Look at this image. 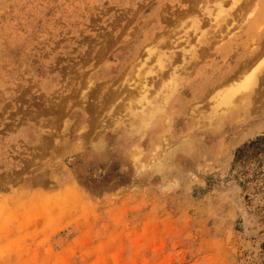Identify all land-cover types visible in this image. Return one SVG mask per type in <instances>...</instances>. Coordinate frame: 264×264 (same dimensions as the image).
<instances>
[{
	"label": "rangeland",
	"instance_id": "1",
	"mask_svg": "<svg viewBox=\"0 0 264 264\" xmlns=\"http://www.w3.org/2000/svg\"><path fill=\"white\" fill-rule=\"evenodd\" d=\"M187 5L0 0V264H264V121L250 115V125L213 137L208 97L198 103L201 116L177 115L169 104L142 125L129 117L67 153L54 150L53 138L45 147L35 138L77 141L89 113L49 106L74 99L96 115L104 91L87 82L102 89L106 65L131 82L136 57L127 52L149 18ZM198 16L210 19L204 7ZM168 22L162 30L172 29ZM233 23L226 31L244 39L246 23ZM58 163L60 176L50 168Z\"/></svg>",
	"mask_w": 264,
	"mask_h": 264
},
{
	"label": "bare ground",
	"instance_id": "2",
	"mask_svg": "<svg viewBox=\"0 0 264 264\" xmlns=\"http://www.w3.org/2000/svg\"><path fill=\"white\" fill-rule=\"evenodd\" d=\"M237 1L243 2L242 5H237L233 11L228 12ZM230 4L225 7V0H214L210 3L208 0H189V5L168 16L164 7L159 12H154L151 16L154 19L149 18L150 22L146 23L149 26L141 30V38L134 42L127 52V56L136 57L133 60V76L130 79L132 81L125 83L119 74L110 73L112 68L106 65L98 76L105 80L102 82L105 83L102 89L101 86L97 87V80L87 82L89 88L93 86L92 90L104 91V95L98 97L100 108L95 111L96 115L83 101L75 103L74 99L70 104L63 99L49 106L53 111L57 104L60 102L61 105L62 102L63 109L68 110L71 105H78L82 107L80 110L89 113L75 133L78 140L69 144L63 137L57 139L48 133L46 138L39 133L35 137L38 146H51L49 138H53V146H56L54 150L60 154L67 153L69 147L79 150L99 138V130H105L129 117L132 120L139 117L137 123L142 125L145 120H151L158 110L167 112L169 104L172 108L175 107L177 115L191 113L201 116L203 110L200 108L203 104L198 103L208 97L210 101L206 103L211 116L215 118V125L211 130L213 137L221 136L222 131L228 132L250 125L253 123L249 119L250 115L255 117V120L264 121V100L261 99L264 95V0H230ZM202 6L204 13L210 16V19L205 20L206 23L198 16ZM172 17L174 22H168L172 29L162 30L161 22ZM185 17H188L189 22L185 21ZM237 19L246 23L244 39L226 31L225 25L231 23L236 26L233 21ZM207 21L213 23L210 25ZM125 39L123 40L126 41ZM205 57L211 60L209 66ZM218 58L222 62L221 65ZM155 74L160 77L156 78ZM5 76V72L0 68V81ZM260 85H263L262 90H258ZM71 88L74 91L73 85ZM75 90L74 93L80 91L77 86ZM85 95L88 96L87 93ZM158 95H161L160 99ZM115 103L116 107L113 111H108L105 118L95 117ZM160 121L163 128L171 126L168 119L161 118ZM158 124L162 125L159 121ZM97 126L100 129L96 130ZM152 126H156L155 121ZM140 128L141 131L146 129L144 125ZM165 145L169 148L172 146L170 141ZM167 147L155 150L162 155ZM60 165L61 163H58L57 166L50 167L51 171L57 172ZM57 174L60 176L58 172ZM49 177L55 178L52 174ZM59 180L67 179L61 180L60 177Z\"/></svg>",
	"mask_w": 264,
	"mask_h": 264
}]
</instances>
